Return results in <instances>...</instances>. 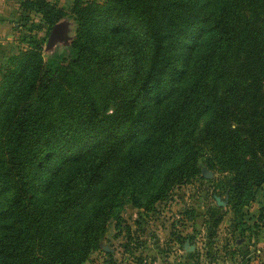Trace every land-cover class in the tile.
<instances>
[{
    "label": "trees",
    "instance_id": "16d2710c",
    "mask_svg": "<svg viewBox=\"0 0 264 264\" xmlns=\"http://www.w3.org/2000/svg\"><path fill=\"white\" fill-rule=\"evenodd\" d=\"M101 1L71 0L69 46L24 36L1 71L0 264H85L119 201L148 210L201 154L236 228L264 188V0ZM20 7L26 32L65 16ZM97 60L127 74L105 83Z\"/></svg>",
    "mask_w": 264,
    "mask_h": 264
},
{
    "label": "rangeland",
    "instance_id": "374dc122",
    "mask_svg": "<svg viewBox=\"0 0 264 264\" xmlns=\"http://www.w3.org/2000/svg\"><path fill=\"white\" fill-rule=\"evenodd\" d=\"M22 1L0 0V11L3 8L5 12L7 8L9 12V32L14 33V37L19 34L21 39L23 34L26 38L39 40L43 57L47 58L54 51H46L50 31L39 17L33 15L29 19L34 22L35 30L26 32L20 27L21 19L28 14L20 7ZM47 1L56 2L65 10L61 21L69 23V36L73 38L76 25L68 17L71 0ZM56 48L61 51L65 47L58 44ZM117 69L121 75L127 74L107 61L97 60L94 64V70L107 75L103 79L105 83L115 80ZM205 120L206 117L201 120L199 129ZM73 164L66 166L60 176L67 174ZM224 177L209 168L206 156L201 154L197 175L187 183L175 186L166 199L156 202L148 210L135 209L127 200L119 201L115 212H119L120 221L111 219L107 223L99 249L91 254L85 264H139L141 256L147 260L146 264H202L205 261L209 264H231L230 261L233 264L234 261L237 264H244L242 261L264 264V218H259L264 210V188L257 192L255 201L244 209L243 222L236 228L235 224L232 225L226 194L218 185ZM34 195L37 200L48 196L43 188H39Z\"/></svg>",
    "mask_w": 264,
    "mask_h": 264
},
{
    "label": "crops",
    "instance_id": "0c3cea01",
    "mask_svg": "<svg viewBox=\"0 0 264 264\" xmlns=\"http://www.w3.org/2000/svg\"><path fill=\"white\" fill-rule=\"evenodd\" d=\"M9 18L10 16H9V12L7 11V8L5 12H3V8H2L0 11V74H1V71L4 65L6 64L7 59L12 55L17 54L20 50H23L25 46L24 43L21 42V38L19 37V34L14 37L12 35L14 33L11 34L9 32V21H10ZM21 35L24 37L23 34ZM9 46L10 48H8ZM141 257L142 259L138 261L139 264H146L147 260L144 258V256H141ZM242 262H244V264H252L247 261H242ZM209 263L206 261L202 262V264H209ZM217 263H220V262H217ZM230 263L233 264V262L231 261ZM152 264H156V263H152ZM234 264H237V262L234 261Z\"/></svg>",
    "mask_w": 264,
    "mask_h": 264
},
{
    "label": "water",
    "instance_id": "95a60500",
    "mask_svg": "<svg viewBox=\"0 0 264 264\" xmlns=\"http://www.w3.org/2000/svg\"><path fill=\"white\" fill-rule=\"evenodd\" d=\"M70 28L69 23L61 21L57 23L50 31L47 39L46 51L54 50L58 44H62L64 47L70 45L72 38L69 36ZM52 54V53H51Z\"/></svg>",
    "mask_w": 264,
    "mask_h": 264
}]
</instances>
